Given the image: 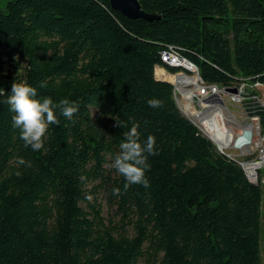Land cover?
<instances>
[{"label": "trees", "instance_id": "trees-1", "mask_svg": "<svg viewBox=\"0 0 264 264\" xmlns=\"http://www.w3.org/2000/svg\"><path fill=\"white\" fill-rule=\"evenodd\" d=\"M137 2L158 19H128L108 0H8L0 11V264H261L264 170L250 182L155 68L189 74L164 63L173 47L207 84L264 86V0ZM13 82L79 105L72 120L57 110L42 150L13 127ZM132 122L158 154L149 186L125 190L111 164Z\"/></svg>", "mask_w": 264, "mask_h": 264}, {"label": "built area", "instance_id": "built-area-1", "mask_svg": "<svg viewBox=\"0 0 264 264\" xmlns=\"http://www.w3.org/2000/svg\"><path fill=\"white\" fill-rule=\"evenodd\" d=\"M166 53L175 59L186 60L173 47H169ZM157 70H162L167 77L175 76L178 79L177 83H171L173 97L174 91H181L186 96H202V103L215 118L218 152L230 159L240 158L241 163L247 164V167L258 164L256 171L264 168V125L260 117L261 109L264 110V86L245 80L230 86L207 84L200 77L197 67L196 76L185 75L181 70L171 74L160 66L155 68V73ZM259 147H262L261 150ZM226 151L232 153L226 154ZM256 151L262 156L256 157Z\"/></svg>", "mask_w": 264, "mask_h": 264}, {"label": "clouds", "instance_id": "clouds-1", "mask_svg": "<svg viewBox=\"0 0 264 264\" xmlns=\"http://www.w3.org/2000/svg\"><path fill=\"white\" fill-rule=\"evenodd\" d=\"M46 86L44 83L41 87ZM3 94V93H0ZM10 106L12 124L14 128L20 130V139L24 141L25 147H31L33 151L44 149V137L50 125H59L57 110L68 120H72L79 111V105L63 99L55 103L50 97L37 98V88L28 85L26 82L11 85L10 94L4 101ZM148 105L152 108L162 107V101L149 99ZM117 126L127 127L117 120ZM140 124L132 122L131 127L123 132L124 139L120 144V151L114 157L111 167L116 169L124 177V189L132 185L149 186L146 178V171L150 170L148 163L149 156L157 155L155 147V137L148 135L146 139H141ZM17 164L31 167V162L23 158L17 159ZM18 176L19 172L16 173ZM114 195L120 194V189H113Z\"/></svg>", "mask_w": 264, "mask_h": 264}, {"label": "bare ground", "instance_id": "bare-ground-1", "mask_svg": "<svg viewBox=\"0 0 264 264\" xmlns=\"http://www.w3.org/2000/svg\"><path fill=\"white\" fill-rule=\"evenodd\" d=\"M163 56L165 59L164 63H166L168 66L175 67V68H182L186 71L191 72V70H189V68L187 69L188 63L186 60L175 59L173 55H169L168 53H164ZM190 65L195 69V76H196V67H194L193 64H190ZM159 72H160V70H157L155 75L159 76L158 75ZM181 73H183V72H181ZM183 74H185V72ZM160 75H162V77H165L164 74H160ZM168 80L170 81V83L171 82L175 83V81H176V83L178 82V79H175V76L168 77ZM193 81L194 80L192 79L191 82L193 83ZM175 94H178L181 97V99L178 101L175 98L174 99H175V103H176L177 107L181 110L182 114L187 119H189L191 122L194 121L193 123L198 127V129L210 141H212V143L217 148L218 136H217L216 131L214 129L215 118H214L213 113H211V111H209L207 106L202 103V96H186L181 91H175ZM195 97H200V99L197 102L198 107H196V105H195ZM233 160L238 163V161L236 159H233ZM244 166H245L244 167L245 171L244 170L243 171L246 173L249 181L253 183V181H255V179H256L255 178L256 177L255 171H256V169L259 168V165L258 164L257 165L256 164H250L247 167V164H245Z\"/></svg>", "mask_w": 264, "mask_h": 264}, {"label": "rangeland", "instance_id": "rangeland-1", "mask_svg": "<svg viewBox=\"0 0 264 264\" xmlns=\"http://www.w3.org/2000/svg\"><path fill=\"white\" fill-rule=\"evenodd\" d=\"M7 1L8 0H0V11H5L6 10V3H7ZM163 61H165V59H164V56H163ZM189 68V70H191V72H189V71H187V72H189V74H188V76H195V69L188 63V67H187V69ZM184 73V72H183ZM160 74H164L165 75V77L167 78H165V77H162V75H160ZM186 74V73H185ZM159 76H156V78H164V80H168V77H170V76H166V74L162 71V70H160V72H159V74H158ZM163 80V79H162ZM169 81V80H168ZM170 82V81H169ZM172 83V82H171ZM174 98L178 101V100H180L181 99V97L178 95V94H175V91H174ZM200 99V97H195V105H196V107H198V104H197V102H198V100ZM193 121V120H192ZM194 122V121H193ZM260 148V150H261V148L262 147H259ZM229 153H232L231 151H226V154H229ZM262 156V154H260V153H258L257 151H256V154H255V156L256 157H259V156ZM237 161H238V164L241 166V168L245 171V164H243L242 165V163H241V161H240V158H237L236 159ZM264 170V168H261V169H259V170H257L256 171V179H255V181H253V183L254 184H257L258 183V176H259V174L262 172ZM245 173V172H244ZM245 175H246V173H245ZM247 176V175H246ZM248 178V177H247ZM101 205H102V214H103V216L106 218V219H111V220H114V221H119V216H116L115 214H114V209L112 208V207H109L104 201H101ZM262 211H263V217H262V226H261V264H264V261H263V249H264V241H263V234H264V205H263V207H262ZM139 264H143V263H139Z\"/></svg>", "mask_w": 264, "mask_h": 264}, {"label": "water", "instance_id": "water-1", "mask_svg": "<svg viewBox=\"0 0 264 264\" xmlns=\"http://www.w3.org/2000/svg\"><path fill=\"white\" fill-rule=\"evenodd\" d=\"M110 3V6L113 10L118 11L123 15L124 17L131 19V20H137V19H143L146 21H154L158 18L146 14L138 4L137 0H108ZM156 78V77H155ZM158 81L167 82L171 84L170 82L162 79L156 78Z\"/></svg>", "mask_w": 264, "mask_h": 264}, {"label": "crops", "instance_id": "crops-1", "mask_svg": "<svg viewBox=\"0 0 264 264\" xmlns=\"http://www.w3.org/2000/svg\"><path fill=\"white\" fill-rule=\"evenodd\" d=\"M158 79H163L164 80V78H158Z\"/></svg>", "mask_w": 264, "mask_h": 264}]
</instances>
